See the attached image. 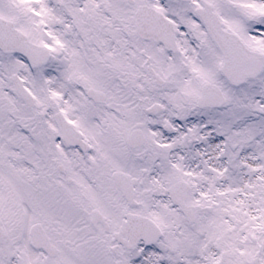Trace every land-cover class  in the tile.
<instances>
[{
  "label": "snow or ice",
  "instance_id": "obj_1",
  "mask_svg": "<svg viewBox=\"0 0 264 264\" xmlns=\"http://www.w3.org/2000/svg\"><path fill=\"white\" fill-rule=\"evenodd\" d=\"M0 264H264V0H0Z\"/></svg>",
  "mask_w": 264,
  "mask_h": 264
}]
</instances>
